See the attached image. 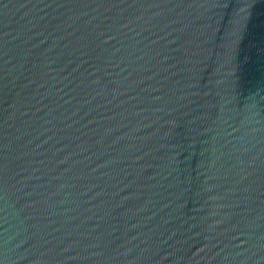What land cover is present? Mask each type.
I'll list each match as a JSON object with an SVG mask.
<instances>
[{
	"label": "water",
	"instance_id": "obj_1",
	"mask_svg": "<svg viewBox=\"0 0 264 264\" xmlns=\"http://www.w3.org/2000/svg\"><path fill=\"white\" fill-rule=\"evenodd\" d=\"M0 264H264V0H0Z\"/></svg>",
	"mask_w": 264,
	"mask_h": 264
}]
</instances>
